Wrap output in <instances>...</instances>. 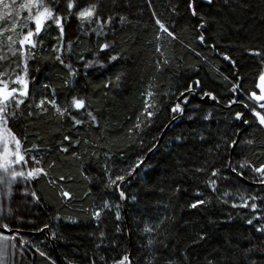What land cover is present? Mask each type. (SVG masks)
I'll use <instances>...</instances> for the list:
<instances>
[{
	"label": "trees",
	"instance_id": "trees-1",
	"mask_svg": "<svg viewBox=\"0 0 264 264\" xmlns=\"http://www.w3.org/2000/svg\"><path fill=\"white\" fill-rule=\"evenodd\" d=\"M22 2L5 0L9 4L7 9L0 5V28L5 29L0 34V55L7 57L0 60V72L8 70L4 79H14L19 72L16 67L20 63L19 53L8 50L7 36L11 35L16 41L21 38L19 25L25 23L26 14L16 17L15 9ZM46 2L54 6L51 0ZM78 2L84 6L94 0ZM99 2L101 14L114 17L106 37L114 47L97 57L104 66L94 64L84 69L83 62L78 60L80 55L92 59L91 50L97 40L85 34L86 28L80 31L75 18L65 24L64 44L72 42L71 55L65 51L62 56L78 70L75 77H69L65 66L55 59L57 29L54 25L42 32L43 47L37 45L36 58L28 61L29 90L35 93L39 89L35 99L51 96V91L42 85L54 90L58 103L72 94L87 97L89 110L98 124L86 123L73 128L68 119L60 120L51 112L39 113L30 100L9 120L12 130L25 137V148L33 145L39 148V152L30 154L42 158L45 167L55 162V167L49 170V178L66 177L58 184L49 183V178L45 177L28 181L30 191H35L40 200L30 198L32 202L26 205L24 222L11 226V230L38 236L30 237L31 249L22 264H60L59 261L89 264L90 259L101 264V256L107 264H112L113 259L124 254L129 255L132 264H264V233L255 231L256 226L264 225V220L249 225L246 221L252 215L250 210L232 208L235 196L221 197L224 190L264 196L253 175L245 170L241 177L224 168L228 179L218 181V191L213 193L204 183L207 173L196 171L206 167V162L215 167L228 160H248L257 166L264 163V151H261L264 132L255 126L245 128V124L233 119V113L242 110L240 104H233L231 109L226 107L233 95L228 90L229 81L235 78L236 72L243 77V87L254 90L261 63L260 58L250 56L246 49L264 50V0H213L212 4L195 0L196 17L187 9L188 0ZM172 6H177L176 14L172 13ZM153 10L170 28L174 24L172 30L179 40L207 59L202 60L163 33L157 40ZM201 15L207 21L204 30L207 43H216L218 52L234 59L235 69L218 52L194 40ZM120 17L125 18L123 22ZM13 22L18 25L15 30H11ZM157 45L161 46L163 55L156 51ZM12 47L16 49L18 45ZM111 54H118L119 58L109 63L107 56ZM165 59L167 64L163 63ZM117 73L121 74L119 82L105 88L104 83ZM225 76L228 80L223 79ZM197 79L201 86L192 93H185L188 103L182 104L184 113H171L170 106L182 100L172 94ZM65 80H69V86H65ZM202 90L214 92L219 103H205ZM149 91L153 98L148 102L154 103L158 111L147 127L142 125L138 135L129 136L128 129L136 123ZM245 115L249 114L245 112ZM79 118L87 119L83 115ZM65 135L80 143L63 141ZM233 138L238 146L228 149L225 141ZM247 139H254L255 143H243ZM61 142L68 147L67 153L59 150ZM74 151L80 154L81 160L72 156ZM138 156H143V163L122 186L128 197L124 209L116 192L105 187L104 168L107 165L115 172L134 163ZM61 188L71 194L69 199L60 197ZM197 199L206 203L197 208L189 207ZM104 200L120 204L119 221L114 217L115 208L102 212L99 220L93 218L92 212ZM257 203L264 209V204L259 200ZM46 223L49 228L37 231ZM117 226L120 232L115 231ZM145 227L154 231L145 232ZM101 231L106 238L97 248ZM51 233H55V237ZM201 234L205 237L203 240H199ZM149 240H152L151 245ZM33 246L44 251L46 257L36 254Z\"/></svg>",
	"mask_w": 264,
	"mask_h": 264
},
{
	"label": "snow or ice",
	"instance_id": "snow-or-ice-1",
	"mask_svg": "<svg viewBox=\"0 0 264 264\" xmlns=\"http://www.w3.org/2000/svg\"><path fill=\"white\" fill-rule=\"evenodd\" d=\"M150 2V0H149ZM207 3L211 4L213 0H206ZM50 6L46 0H23L22 3H19L18 8L15 9V16L20 17L21 14L25 15V23L19 25L21 32L19 33L20 37L18 41L13 40L11 35L7 36V41L9 42L7 47L10 52L18 51L20 57V63L16 65L19 69V72L15 75L14 79H4L3 77L7 73V69L3 72H0V184H5L9 188L13 185L17 179L22 181H31L37 180L39 177L49 178V170L55 167V162L52 161L45 167L43 164L42 158H38L35 154H30L34 152H39V148L33 145L31 148L24 147L25 137L17 135L12 128L9 126V120L15 118L17 110H19L21 105L25 104L26 100H30L34 104L35 108L39 110V113L51 114L57 117L60 120L68 119L73 128L77 126L84 125L89 123L91 126L98 124L97 118L93 115V112L89 110V101L87 97L80 96L78 94H72L66 101L58 103L57 98L55 97L54 90L50 89L49 85H42L43 88L49 89L51 91V96L43 95L39 99L34 97L39 94V89L35 93L30 92L29 85L31 83V78L28 74V61L29 59L36 58V48L39 45L42 49L43 47V38L42 32L50 25H54L57 29V46H54L53 50L57 53L55 59L61 64L64 65L67 69L69 77H75L78 70L74 68L70 63H66L62 58L63 53L67 51L71 55L72 42L68 41L67 45L64 44L65 39V24L69 23L72 18L78 22V27L80 31L87 29L86 35L95 37L97 40L96 47L91 50L92 59H86L84 55H80L78 60L83 62L82 66L84 69H88L94 64L103 65V62L97 57L100 53H107L108 50L114 47L113 43L106 39L108 35L109 26L112 24L114 17L112 15H102L100 12L101 4L99 0H94V2H89L81 6L78 0H51ZM0 5H3L4 8H9V4L5 3V0H0ZM187 9L189 10L191 16L196 17L198 15L197 9L195 7V0H188ZM171 11L173 14L177 12V6H172ZM9 15H12V12H9ZM154 18V24L157 26L156 39H160L161 33L165 34L166 37L171 41H177L180 44L188 48L196 56L201 57L202 60H206L207 57L203 56L201 52L197 51L195 48H192L190 45H185L183 40H179L176 32L172 30V27H169V24L162 21L158 16L155 10L152 12ZM124 17H120L121 22L124 21ZM199 23L196 26L197 34L194 37V40L200 45L207 46L211 51L218 52V47L216 43L208 44L204 34V30L207 24V21L201 15L199 17ZM18 27L17 23L13 22L11 24V30H15ZM5 29L0 28V34H2ZM102 41V42H101ZM13 45H18V48L13 49ZM156 51L163 55L161 51V46L157 45ZM247 53L250 56H255L260 58L261 70L258 73V76L254 82V90L245 89L242 84L243 77L239 75L238 72L235 73V78L229 81V91L233 94L232 98L227 101L226 107L231 109L233 104H240L242 110L235 111L233 113V119L240 121L249 127L255 126L258 130L264 132V50L260 48H248L246 49ZM220 56L233 66V69L236 68V61L232 59L229 55L223 52H218ZM7 57L0 55V60H4ZM119 58L118 54H111L107 56L108 62L111 63L116 61ZM164 64L168 63V60L163 61ZM159 67V64H158ZM121 79V74L117 73L112 79H109L104 83V87L108 88L113 86L116 82H119ZM224 80H228V77H223ZM14 86H9V85ZM65 86H69V80L64 81ZM201 81L199 79L194 82L185 85L183 90H178L176 95L181 97L182 100L176 102L170 106L169 111L173 114H183L184 107L182 104L188 103V96L185 93H192L194 88H200ZM169 95V93H165ZM207 97L208 99L219 103L218 96L212 91H203L202 98ZM149 98H153V93L149 91L146 94L144 108L141 111L140 115L137 116L136 123L128 129L129 136L139 134V131L142 129V125L147 127L152 122V117L156 114L158 109L154 103H149ZM83 110V113H81ZM245 112L249 115L246 116ZM29 115H32L29 112ZM86 117L79 118L81 116ZM175 115L173 119H175ZM191 118V117H189ZM208 119V116L204 117ZM179 139V138H178ZM63 141L69 142V144H79V140H73L71 136H63ZM87 143V141H84ZM243 143L252 145L255 143L254 139H247ZM225 144L228 149L238 146L237 140L235 138L225 141ZM155 147V145H153ZM62 153L68 152V147L61 146L59 149ZM151 150V149H150ZM261 151H264V144L261 145ZM72 156L77 160H81L82 157L77 152H72ZM143 156H138L134 163L129 164L126 168L119 169L115 172L110 170L107 165L104 168V184L105 187L109 190H114L118 195L120 201L128 199L125 194V190L122 187L125 183L127 177L133 176L136 172V169L141 166L143 163ZM31 164V166H29ZM206 167L197 168V172L207 173L204 183L206 187L209 188L213 193L218 191V181H226L227 176L224 175V168L229 169L231 172L236 173L238 176H244L245 170L251 173L254 177L255 182L261 185V190L264 191V163L254 165L251 161L243 160L239 162H233L231 160L226 161L220 167L211 166L206 162ZM83 174V172H82ZM66 177L59 176L56 179L49 178V183L58 184L59 182L65 180ZM179 190V189H177ZM29 195L33 200L39 201L40 197L35 191L30 193H25ZM60 197L63 200L70 198L71 194L68 191H65L61 188L59 192ZM200 195V193H197ZM236 197V200H232V208H246L249 209L252 215L247 219L249 225L253 224V221L264 220V209H261L258 206L257 201L259 200L264 204V196L259 194L248 195L244 192L237 191L232 193L228 190H224L221 194V197ZM135 199V197H131ZM224 203H228L229 200H223ZM206 203L203 199H197L189 205L191 208H197L199 205H204ZM115 208L114 217L115 220L119 221L121 219L120 213V204H110L107 200H104L100 206H98L93 212L92 216L94 219L99 220L101 213L105 210L111 211ZM59 219V217H57ZM160 223H163L161 221ZM159 227V224L155 226ZM44 228H49V224H44L43 228L37 229V231H43ZM11 229L7 223L0 224V241H7ZM116 232H120L121 229L119 226L115 229ZM145 232L154 231L153 228L145 227ZM255 231L258 233H264V225L256 226ZM55 237V233H51ZM100 244H97L96 247L99 248L103 244L105 233L101 231L99 233ZM205 237L203 234L199 236V240H203ZM194 243L197 241H193ZM26 243L21 240V244ZM115 242H113V245ZM148 244H152V240L148 241ZM15 247V245H11ZM9 245L7 243H0V253H6ZM33 250L36 254L41 257H46V253L41 251L39 247L33 246ZM101 264H107L103 256L99 257ZM89 264H96L95 259H90ZM112 264H132L129 255L124 254L119 259H113Z\"/></svg>",
	"mask_w": 264,
	"mask_h": 264
},
{
	"label": "rangeland",
	"instance_id": "rangeland-1",
	"mask_svg": "<svg viewBox=\"0 0 264 264\" xmlns=\"http://www.w3.org/2000/svg\"><path fill=\"white\" fill-rule=\"evenodd\" d=\"M30 192L28 181L17 179L11 188L5 184H0V224L7 223L11 229V226L17 227L24 222L27 213L26 205L28 206L32 202L31 197L25 193ZM6 235L8 240L0 241V243H7L9 247L6 253H0V264H22L28 258V250L31 249L32 244L30 237L32 236L25 233ZM21 240L26 243L21 244ZM11 245H15V247Z\"/></svg>",
	"mask_w": 264,
	"mask_h": 264
},
{
	"label": "water",
	"instance_id": "water-1",
	"mask_svg": "<svg viewBox=\"0 0 264 264\" xmlns=\"http://www.w3.org/2000/svg\"><path fill=\"white\" fill-rule=\"evenodd\" d=\"M207 3V2H206ZM213 3V2H212ZM211 3V4H212ZM207 4H209V3H207ZM204 102L205 103H207V104H210V103H214V101H212V100H210V99H208L207 97H205V99H204ZM182 116H180L179 118H177V120L178 119H180ZM176 121V120H175ZM248 127V125H245V128H247ZM261 186V185H260ZM122 204H123V208L124 209H126V200H124V201H122ZM13 233H25V234H28V235H30V236H38V234H34V233H30V232H21V231H13V230H11L9 233H7V234H13ZM59 263L60 264H62L60 261H59Z\"/></svg>",
	"mask_w": 264,
	"mask_h": 264
}]
</instances>
